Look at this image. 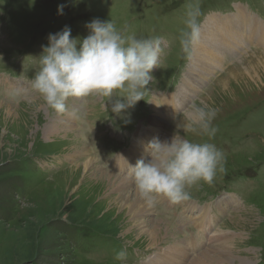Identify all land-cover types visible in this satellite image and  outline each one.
Instances as JSON below:
<instances>
[{
	"label": "rangeland",
	"instance_id": "374dc122",
	"mask_svg": "<svg viewBox=\"0 0 264 264\" xmlns=\"http://www.w3.org/2000/svg\"><path fill=\"white\" fill-rule=\"evenodd\" d=\"M236 2L250 6L264 19V0H0V103L15 111V121L10 118L6 122L0 115V264H172L170 253L175 239L178 246L184 242L191 256L208 249L210 239L202 249L185 243L192 233L197 240L198 230L188 218L191 213L179 209L182 204L195 202L173 204L164 196L158 197L151 206L153 212L140 217L158 223L163 239L152 242L125 209L112 208L107 200L110 195L101 194L104 188L99 181L92 177L84 180L83 162L94 157L97 166L117 176L109 155L120 142H141L139 133L146 132L152 116V125L159 123L163 132L156 129L160 140L173 136V116H165L163 108L151 105L152 96L157 99L162 92H177L192 61L197 56L203 60L208 53L207 44L222 48L220 39L227 37L226 26H231L232 19L224 22L213 12L234 11ZM59 5H65L63 15L58 12ZM192 7L199 8L200 28L204 23L207 38L211 34L212 39L200 49L196 45L191 58H187L179 41ZM210 14L213 16L208 19L212 20L207 22ZM95 18L112 20L126 35L160 37L159 63L152 70L153 81L144 99L123 116L111 112L108 97L93 94L77 101L70 98L73 101L66 112L73 113L78 121L70 115L72 122L68 125L39 93L17 91L11 83L20 88L28 80V71L20 67L24 62L18 60L22 57L32 73L39 70L38 57L50 33L70 26L73 37L83 38L89 34L86 23ZM200 37V41L204 39ZM263 55L264 47L247 44L244 49L226 52L221 64L209 73L215 75L175 115L187 116L193 103L220 109L213 121L218 131L211 140L181 133L193 141L214 143L226 158L224 171L217 173L212 184L201 181L188 189L190 200L206 201L201 203L202 208L216 216V203L210 199L216 201L227 195L234 202L217 216L221 240L212 243L202 264H210L208 254L218 258L224 253L225 257L230 249L231 259L224 258L220 264H264V66L256 65L257 70L251 67V62ZM13 65L17 79L11 78ZM119 95L114 93L113 99ZM78 143L87 147V152L72 158V148ZM123 176L135 187L129 173ZM229 192L235 195L228 196ZM167 231L171 241H166ZM121 249L127 252L123 262L115 259Z\"/></svg>",
	"mask_w": 264,
	"mask_h": 264
},
{
	"label": "clouds",
	"instance_id": "9594fccd",
	"mask_svg": "<svg viewBox=\"0 0 264 264\" xmlns=\"http://www.w3.org/2000/svg\"><path fill=\"white\" fill-rule=\"evenodd\" d=\"M64 7L58 6L59 14L63 15ZM199 16V8L192 7L184 21L179 42L187 58L200 41ZM85 27L89 34L83 38L73 37L70 26L49 34L31 86L57 113L67 111L70 98L95 94L108 97L111 112L123 116L144 99L153 81L151 73L159 63L160 37L126 35L112 20L99 18ZM116 92L120 95L113 99ZM219 111L207 104H191L187 116H173L176 131L170 139H154L146 149L148 158L129 165L135 187L149 206H154L160 196L172 203L189 200V188L201 181L212 184L217 173L224 171L225 155L214 143L193 141L181 134L191 132L211 140L218 131L213 121ZM126 256V250L121 249L115 259L123 262Z\"/></svg>",
	"mask_w": 264,
	"mask_h": 264
},
{
	"label": "bare ground",
	"instance_id": "6f19581e",
	"mask_svg": "<svg viewBox=\"0 0 264 264\" xmlns=\"http://www.w3.org/2000/svg\"><path fill=\"white\" fill-rule=\"evenodd\" d=\"M253 17L254 16L251 15V16H248L247 19L249 20L250 23L258 24L257 20L255 18H253ZM210 20H212V18L208 19L207 22H209ZM230 22L232 24L234 22V20L232 19ZM203 24H202L200 29H201V36H203L204 39L202 38V40L199 41V43L196 46L197 49H200L203 46L202 44H205L206 42L211 41V39H212L211 34L207 38L206 32L208 30L205 31V24L204 25ZM232 26L234 27L233 29H227V32H226L227 37H221V39H220L222 48H220L219 45H214L213 48H210L209 45H210V43H212V42H210L209 44H207V47L209 48V51L205 55L203 60H201V58L197 56L192 61V64L189 67V73H187V74L184 73L183 74V78L181 79V83L178 86L177 92H173V93L169 92L170 94L169 93H165L167 95L162 94V96H160V98H157V99H153L155 96L154 97L152 96L151 105H153L155 103L154 104L155 108L156 107L163 108V106H164L166 109L162 113L165 116H171L172 113H170V111L173 112V113H177L180 110L183 111L187 107V105L190 102L192 96L194 94L199 93L201 91V87L205 83L207 78L209 77L210 71L213 68H215L216 65L221 64V58L223 57V55L226 52L237 50V48H239L243 44H246V42H244V41L242 43L239 42L236 39V37L229 38L231 35H233V31L236 28L235 25H232ZM208 29L211 30V27L208 28ZM250 37L255 38V35L251 32V33H249V38ZM200 39H201V37H200ZM245 40H247V39H245ZM219 48H220V50H219ZM244 55H246V54H244ZM239 60H240V58H239ZM243 61H245V60L243 59ZM254 61H255V63L251 62L252 63L251 64L252 69L256 68V65H261V66L263 65L264 66V55L258 57ZM256 70H257V68H256ZM258 73H259V71L256 72V75H258ZM243 76H245V75H243ZM190 91H192V92H190ZM195 91H197V92H195ZM188 96H190L189 100H188L187 103H185V101L187 100ZM74 101H76V100L74 99ZM184 103H185V106L181 107L180 105L184 104ZM68 105H70L69 102H67V107H69ZM209 106H211V105H209ZM159 112H161L160 109H159ZM14 113H15V111L12 112L11 108L4 106L3 103L2 104L0 103V115L3 116V119L6 122H9L10 118H12L13 121H15ZM59 114H61V116L64 117L62 119V121H65L68 125L71 124L72 121H71V116L70 115L74 116L73 113L67 114V112H64V113H59ZM67 117H69V118H67ZM75 118H76V122H77L78 118L77 117H75ZM152 119H153V116L150 118V122H149V124H148V126L146 128V132L139 133V139H140V141L142 143L140 142V143H138V144L136 143L134 145L133 153L135 154V157H136L137 160H139L141 158H145V157L148 156V153L146 151L148 144L151 141H153L154 139L159 138L160 135H159V133H157L158 130H160L159 132H162L161 127H159L158 121H157V123H158L157 125H152ZM155 119H156V117H155ZM155 119H154V122H155ZM59 120H60V118H59ZM58 122H60V121H58ZM156 129H157V132H156ZM141 130H144L143 126L141 127ZM60 135H62V134H60ZM161 140H164V138L161 137ZM72 150L73 151L71 152V156H72V158H76L77 155L78 156L81 155V154H79V152H87V147H84L83 144L78 143V144L74 145V148H72ZM89 152L91 153L90 150H89ZM95 162H96V159L94 157H87L85 159V161L83 162V168H84L83 177H84V180L85 181L89 180L90 177H92V178H95L97 181H99V185L104 188V191L102 190L103 192H101V194L110 195L109 199H107V200L110 203V205L112 206V208L120 206V208L125 209L126 212L129 213L131 215V217L135 219L137 225L140 228L145 229L144 231H142V230L141 231L144 232V233H147L148 236L152 239V242L155 241V240L156 241L157 240H162L163 236H161L160 233L158 232V223L154 222L153 220H144V221H142L141 218H140V217L144 218L143 216L150 215L153 212V209H152L151 206H149L145 202V200L143 198H141V196L138 193L136 187H133L128 181H126V177L123 176V174H119L118 173L117 176H114L112 174L113 172L112 173L107 172L106 170H104L103 167L97 166L95 164ZM118 165H119V168H120V171H121V165H120L119 162H118ZM34 180H36V179H34ZM114 192H116L117 194L113 195ZM220 198L221 199H225L224 201H222V203L217 202V204H216V208L218 210H220V211H222L225 207H227L228 205H231L233 203V201H231L230 200L231 198H229V197H224V198L220 197ZM166 199L169 200L168 198H166ZM225 210H227V209H225ZM202 212H203L204 216L199 217L196 220V222H195V225L199 229H201L206 224V219H208V212H206L205 209H203ZM138 216H139L140 219L137 218ZM147 222H148L149 226L147 225ZM220 229H221V227H218V230H215V231L212 230L211 233L209 235H207L208 238L211 237L210 241L212 243L214 241H215V243H217L216 239H218V241L221 240V237H219L217 235V232ZM168 233L169 232L167 231L166 234H167L168 237H167L166 241H171L170 239H172V238L169 237L170 233L169 234ZM218 233H220V232H218ZM176 242H177V240L175 239L174 250L170 253V256L175 259V260L173 259V262H171L172 264H202V259H203L204 255L206 254L207 250L212 245V243H211V245L208 247V249H205L202 252L197 253L194 256H191L189 251H188V249H186V246H185L183 241L181 243L178 242L179 246L176 245ZM230 250H229L228 253H226L227 256H225V257H222L224 253L219 254L218 258H215V257L210 258V255L208 254L207 258L209 259L210 264H220L223 260H225L224 258L231 259L230 256H229ZM196 257H200V258L197 259V260H194V258H196ZM237 258H239V257H237ZM232 261H234V259ZM223 263H232V262L231 261H226V262L224 261ZM235 263H237V264H247V261H235ZM155 264H160V263L159 262H155Z\"/></svg>",
	"mask_w": 264,
	"mask_h": 264
}]
</instances>
